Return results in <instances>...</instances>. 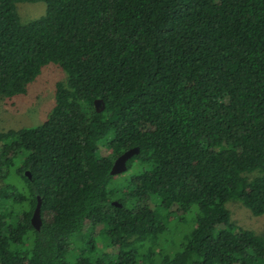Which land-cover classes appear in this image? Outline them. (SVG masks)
<instances>
[{"label":"trees","instance_id":"16d2710c","mask_svg":"<svg viewBox=\"0 0 264 264\" xmlns=\"http://www.w3.org/2000/svg\"><path fill=\"white\" fill-rule=\"evenodd\" d=\"M47 65L43 122L0 132V264H264L225 207L264 213V0H0V100Z\"/></svg>","mask_w":264,"mask_h":264},{"label":"rangeland","instance_id":"374dc122","mask_svg":"<svg viewBox=\"0 0 264 264\" xmlns=\"http://www.w3.org/2000/svg\"><path fill=\"white\" fill-rule=\"evenodd\" d=\"M15 9L20 24H25L43 15L44 4L42 2L17 3ZM64 77V73L59 68L54 65H47L42 68L35 80L27 86L25 94L10 100H0V132L7 129L31 127L43 122L53 104L54 84L63 81ZM107 140H111L110 135L107 136ZM104 150L106 153H112V145H108ZM133 168L125 172L122 177L118 176V180L125 179L131 173H134L137 169L134 170ZM113 182L114 179L112 184ZM225 207L229 211L233 223L252 230L264 238V213L261 216L252 217L248 210L237 202H227ZM185 219V224L176 225L174 233L168 234L167 239L162 244L164 252H174L181 232L189 230L188 217L185 216ZM102 233V230L98 231L99 235ZM85 247V243L81 242L77 249L83 252Z\"/></svg>","mask_w":264,"mask_h":264},{"label":"water","instance_id":"95a60500","mask_svg":"<svg viewBox=\"0 0 264 264\" xmlns=\"http://www.w3.org/2000/svg\"><path fill=\"white\" fill-rule=\"evenodd\" d=\"M93 104H94V108H95L96 112H99L100 110H102L103 104H102L101 100H95L93 102ZM136 153H137V148H133V149H130V150L123 152L121 155H119L117 158L114 159L109 173L111 175H115V174H119V173L124 172L125 171V162L130 157L135 155ZM25 175L29 178V175L27 173H25ZM113 204H115V203H113ZM30 224L35 230H38V228L41 224L40 223V216H39V200H38V198H37L36 205L32 211L31 217H30Z\"/></svg>","mask_w":264,"mask_h":264}]
</instances>
